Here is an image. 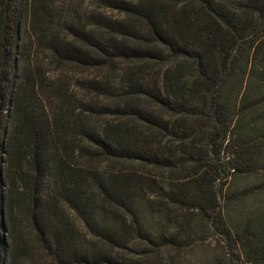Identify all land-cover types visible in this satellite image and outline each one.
Returning a JSON list of instances; mask_svg holds the SVG:
<instances>
[{"label": "trees", "instance_id": "trees-1", "mask_svg": "<svg viewBox=\"0 0 264 264\" xmlns=\"http://www.w3.org/2000/svg\"><path fill=\"white\" fill-rule=\"evenodd\" d=\"M190 251L264 264V0H0V264Z\"/></svg>", "mask_w": 264, "mask_h": 264}, {"label": "rangeland", "instance_id": "rangeland-1", "mask_svg": "<svg viewBox=\"0 0 264 264\" xmlns=\"http://www.w3.org/2000/svg\"><path fill=\"white\" fill-rule=\"evenodd\" d=\"M73 219H75V216H73ZM217 242H219L218 236L213 237V246L214 247L217 245ZM227 258H228V256H226V254L221 255L220 256V259H221L220 262L224 263ZM200 259H201L200 252L190 251L187 254V258L185 259V263L186 264H201Z\"/></svg>", "mask_w": 264, "mask_h": 264}]
</instances>
